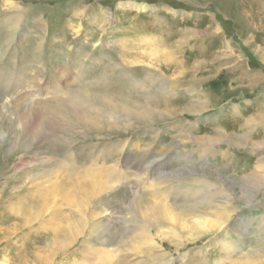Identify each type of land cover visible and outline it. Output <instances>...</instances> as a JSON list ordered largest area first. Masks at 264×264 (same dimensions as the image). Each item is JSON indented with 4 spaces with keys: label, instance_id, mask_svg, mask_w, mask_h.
<instances>
[{
    "label": "rangeland",
    "instance_id": "374dc122",
    "mask_svg": "<svg viewBox=\"0 0 264 264\" xmlns=\"http://www.w3.org/2000/svg\"><path fill=\"white\" fill-rule=\"evenodd\" d=\"M0 32V45L12 38L0 47V259L89 263L93 257L85 254L91 251L105 254V264H264V252L249 255L264 248V219L258 220L264 215V7L256 0H0ZM144 44L154 46L156 55L131 59ZM31 51L38 57L27 62L30 70L19 66ZM55 84L67 98L75 96L67 105L78 95L87 106L65 109L62 101L36 95L32 108L38 115L22 127L12 95ZM94 93L103 99L93 100ZM119 94L127 106L115 99ZM70 111L87 119L70 127L72 138ZM142 111L145 122L136 117ZM38 122L44 123L37 130ZM220 151L233 160L227 155L219 162ZM50 171L59 185L72 186L73 199L97 174L108 180L87 200L91 213L84 231L60 249L51 245V209L44 210L53 196ZM139 196L153 202L154 196L166 197L161 201L168 199L172 208L196 204L218 224L189 239L190 231L179 232L174 224L143 223L129 209ZM72 204L60 206L68 217L63 230L79 218ZM92 223L101 224L100 233L92 232ZM160 228L168 238L157 233ZM142 229L151 237L137 238ZM219 239L238 251L226 257ZM52 250L57 254L49 262Z\"/></svg>",
    "mask_w": 264,
    "mask_h": 264
},
{
    "label": "bare ground",
    "instance_id": "6f19581e",
    "mask_svg": "<svg viewBox=\"0 0 264 264\" xmlns=\"http://www.w3.org/2000/svg\"><path fill=\"white\" fill-rule=\"evenodd\" d=\"M257 2H258V6L259 7H264V1H259V0H256ZM14 15H17V14H14ZM17 17H19V15L17 16ZM4 27V26H3ZM1 33V32H0ZM0 37L2 38L3 36L0 34ZM0 38V39H1ZM12 43V38H8V40L6 39L5 40V42H4V44H2V45H0V47L1 46H4V47H6V45L7 44H9V43ZM38 42V41H37ZM34 47H36V43H34L33 42V44L31 45V48H32V51H33V48ZM32 51H31V54H30V56H28V57H25L24 59H23V57H22V59L21 60H19L18 62H19V66H21V67H27L29 70H30V66L31 65H33L32 63H31V65H28L27 64V62H29V61H33L34 59H36L38 56H37V54L35 53L34 54V59H33V57H32ZM6 55H8V54H6ZM156 55V48L154 47V46H152L151 44H144V46L142 47V50H140L139 51V53H135L134 55H132V57H131V59H134V60H136V59H144V58H146L147 60H149L150 58H152V56H155ZM9 56V55H8ZM121 57V56H120ZM109 59V58H108ZM6 60V59H5ZM8 60V59H7ZM49 60V59H48ZM56 61V60H55ZM130 61V59L128 60V62ZM52 63V62H51ZM51 63H49V64H51ZM39 64V63H38ZM53 64V63H52ZM104 64V63H103ZM117 64V63H116ZM119 64V63H118ZM5 65H7V64H5ZM54 65H56V64H54ZM120 65V64H119ZM125 65V64H124ZM4 66V65H3ZM36 70H38V69H36ZM53 70V69H52ZM65 70V69H64ZM104 70H106V69H104ZM43 71V70H42ZM54 72H55V74H57L58 75V77H59V72L57 71V69H56V67H55V69L53 70ZM111 71V70H110ZM2 72V71H1ZM4 72V71H3ZM12 73V72H11ZM1 75V74H0ZM53 75V74H52ZM20 76V75H19ZM151 76H152V74H151ZM17 77V76H16ZM61 77V76H60ZM60 77H59V79H60ZM26 78V77H25ZM30 78V77H29ZM153 79V78H152ZM2 80V79H1ZM42 80V79H41ZM102 80V79H101ZM17 81V80H16ZM24 81H25V79H24ZM40 81V80H39ZM60 81H62L61 79H60ZM3 82V81H2ZM21 82H22V80H21ZM100 82L101 81H96L95 82V84L94 85H92V87H94V88H97V87H99L100 86ZM105 82V81H104ZM26 83V82H25ZM31 83H32V81H31ZM153 83V82H152ZM17 84V83H16ZM19 84V83H18ZM0 85H2V84H0ZM83 85V84H82ZM110 84H105L104 83V85L103 86H109ZM23 86H25V85H23ZM2 87V86H1ZM5 87V86H4ZM43 87V86H42ZM102 87V86H101ZM106 88H108V87H106ZM4 89V88H3ZM64 89V88H63ZM33 91V90H32ZM38 91V92H37ZM36 92L35 91H33V92H28V90H26V91H24L23 93L21 92V94L19 93V92H15L13 95H12V97L13 98H11V102H12V104L15 102V103H18L17 105H16V107H18V111L15 113V115H16V117H17V119L19 120V121H21L22 122V127L23 126H28V123H29V120H28V118L29 117H32V118H35V116H37L38 114L35 112V110H33V108H32V106L34 105V103H35V101L36 100H34V98H35V96L37 95V97L39 96V99L42 101L43 99H45V98H48V97H53L55 100H58V101H62V102H64V103H66L67 102V100L69 99L70 100V98L73 96V97H75L74 95H71V93H70V98L68 97L67 98V95H66V92L64 91V90H62V87H59L58 86V84H55L51 89H47L46 88V91H45V88L43 89H41V90H37ZM83 93V95H85L86 96V98L85 99H87V94L85 93V91L84 90H81ZM81 91H79V92H81ZM98 91H100V90H98ZM102 91H106L107 92V89H105L104 87L102 88ZM91 93V92H90ZM98 93V92H97ZM103 93V92H102ZM117 93H120V91L119 92H117ZM116 94V93H115ZM163 94V93H162ZM75 95H77V94H75ZM168 95V94H167ZM91 97L93 98V100H96V101H101L102 99H103V97L100 95V94H95L94 93V95H91ZM80 97L77 95V99H75L74 98V101H70L71 102V104H72V106L70 105V103H69V105H67V103L66 104H63L64 105V108L66 109L67 107V109H73V108H76V109H78L79 107L78 106H81L82 104H83V102H82V100L81 99H79ZM122 98V95H116V100H118V102L123 106V107H125V106H127V102L126 101H124L123 99H121ZM84 99V100H85ZM71 100H73V99H71ZM40 103V102H39ZM85 103V105L87 106V104H86V102H84ZM11 104V105H12ZM22 105V106H21ZM119 105H117V107H118ZM166 106V105H165ZM168 106V105H167ZM3 107H5V106H3ZM2 107V108H3ZM1 107H0V109H2ZM130 108V107H129ZM166 108H168V107H165V109ZM172 108V107H171ZM80 109H81V107H80ZM169 109V108H168ZM79 110V109H78ZM128 114H130L131 113V111L130 110H125ZM79 112V111H78ZM78 112H76V111H70V113H69V115L68 116H70V117H68V119L69 120H67L66 121V126H68V128H69V131H68V133H67V135H69V136H71V138H72V136L76 133L75 132V130L73 129V128H70V127H72V125L74 124V123H76V122H82V121H87V119L86 118H83L82 120H79V119H77V118H75V116H72V115H74V113H78ZM23 114V115H22ZM136 114H138V116H136L135 114H133L134 116H136V117H140V118H144L145 117V114H144V112L142 111V112H137ZM20 115H22V116H20ZM80 115H82V114H80ZM40 116V115H39ZM67 116V115H66ZM84 116V115H83ZM8 120V119H7ZM13 120H14V118H13ZM144 120V119H143ZM35 121V120H34ZM13 122H15V121H13ZM13 122H11V123H13ZM36 122V121H35ZM44 122H45V120H44ZM43 122V123H44ZM90 122H91V120H90ZM144 122H145V120H144ZM39 123V122H38ZM43 123H39V127H37L36 129L38 130L40 127L42 128V126H43ZM83 123V122H82ZM92 123V122H91ZM35 124V123H34ZM1 125H5V122H2L1 123ZM31 125V124H30ZM96 126H97V124H96ZM30 128V127H29ZM31 129V128H30ZM28 131V130H27ZM78 131V130H77ZM41 134V133H40ZM234 134V133H233ZM4 135V134H3ZM76 135V134H75ZM45 136V135H44ZM3 139V137L2 136H0V140H2ZM41 139V138H40ZM43 139V138H42ZM40 143V142H39ZM42 143H43V141H42ZM246 144V143H245ZM210 145V144H209ZM243 144H240V146H242ZM36 146V145H35ZM211 146V145H210ZM46 147H47V145H46ZM43 148V147H42ZM11 149H13V147H11ZM43 150V149H42ZM33 151V150H32ZM39 151V150H38ZM45 153H51L52 151H44ZM216 152H214V150H212L211 152H210V155H211V157H215V156H213L214 154H215ZM41 154H43V152H41V151H39V152H36V155H41ZM217 154V153H216ZM55 155H56V153H55ZM207 155H209V153H205V156H207ZM228 155V156H227ZM66 156V155H65ZM220 156H221V158L219 159V162L220 161H222L223 159L225 160V158H226V156H227V158H229V159H231V160H233V157L231 156V155H229L228 153H223L222 151H220ZM47 157V156H46ZM54 157V156H53ZM50 158V156H48V159ZM51 158H52V156H51ZM50 158V159H51ZM53 159V158H52ZM46 160H47V158H46ZM199 160V159H198ZM49 161V160H48ZM194 161H197V160H194ZM193 161V162H194ZM203 161H205V162H208L207 160H203ZM235 161V163H237V165H239L238 164V160H234ZM185 162H187V163H189V160H185ZM44 163V162H43ZM47 163V162H46ZM50 163H52L51 161H50ZM37 164V163H36ZM183 163H179V166L180 167H182L181 165H182ZM50 165V164H49ZM194 166H195V164H193ZM221 165L223 166L224 165V162H221ZM52 166V165H51ZM54 166V165H53ZM57 166H59V165H57ZM189 166V165H188ZM65 167V166H64ZM234 167H237V166H234ZM233 167V168H234ZM239 168H240V166H238ZM68 168V167H67ZM231 168V167H230ZM232 169V168H231ZM49 170V169H48ZM235 170V169H234ZM40 173V172H39ZM165 173V172H164ZM48 175L51 177V178H53V181L52 182H50L51 184H49L48 186L49 187H51V186H54V189L51 191L52 193H53V196H52V202H51V207H46L44 210H46V209H51V211H50V213L49 214H51V215H53V218H51V219H53V224H54V226L53 227H51L50 228V232L53 234V243L51 244L52 246H54V248L55 247H57V249H60V247H67L69 244H70V242L71 241H74L73 239L75 238V236L76 235H79L82 231H84V229H85V225H86V222H87V215H89L90 213H91V211L90 210H86V207H88V205L90 204V202H91V200L90 201H88L87 202V200H89L90 198H92L93 197V194L94 193H96L97 191H98V189L99 190H101V188L102 189H104L106 186H107V184H105L106 182H108V180L105 178V173L103 174V175H99V174H97L96 176H95V178H93V179H95V181H92L89 185L88 184H84V185H81V188L78 190V192L79 193H81L82 195H81V197L79 198V199H73V198H71L70 197V189H72V186L70 185V184H68V183H62V186L61 185H59L60 184V181H58L57 179V176H56V172L55 171H50L49 173H48ZM66 175V174H65ZM79 175V174H78ZM47 176V175H46ZM53 176H55V177H53ZM101 177H102V179H101ZM79 178V177H78ZM258 178H260V177H258ZM262 178V177H261ZM261 180V179H260ZM30 182H32V181H30ZM263 181L261 180V183H262ZM44 183V182H43ZM80 183L81 182H79V185H80ZM260 183V184H261ZM187 184H189V182L187 183ZM69 185H70V189H69ZM191 185V184H190ZM33 186V185H32ZM93 186V187H92ZM187 186H189V185H187ZM42 187V186H41ZM40 187V188H41ZM45 187V186H44ZM53 188V187H52ZM21 189V188H20ZM136 189V188H135ZM42 191H43V188L41 189ZM50 190V189H49ZM58 191H61V194L60 193H57ZM213 191L214 192H218V187L217 186H215L214 187V189H213ZM56 193V194H55ZM41 194H42V192H41ZM140 194V193H139ZM142 194V193H141ZM132 195V194H131ZM135 195V194H134ZM138 195V194H137ZM188 195H189V193L187 194V196L186 197H188ZM9 196V195H8ZM7 196V197H8ZM41 196V195H40ZM39 196V197H40ZM72 196H74L73 194H72ZM165 196V195H164ZM12 197V196H11ZM45 197V196H44ZM140 197V196H139ZM138 197V198H139ZM221 197L222 198H224V199H226L225 201H230L229 200V198L225 195V194H223L222 193V195H221ZM68 198V199H67ZM134 198V197H133ZM152 198V197H151ZM153 198H158V200L156 201V202H153V201H151V200H149L150 198H144V196H142V197H140V200L139 201H133L132 202V204H130V211L133 213V215L134 214H136L137 212H138V214H139V217H143V219H141L142 221H143V223H148V221H149V223L152 221L153 223H156V224H158V225H160V224H174L175 225V230H177V229H179V232H180V230H182V231H190V233H189V239H195V238H197L198 237V231L199 230H209L210 228H215L216 226H217V224L218 223H216L215 222V220L214 219H210V218H206V216L208 215L207 213H205V212H203V211H200V209H199V206L198 205H196V204H193V203H185V204H179V205H177V207H171L170 206V204L167 202L168 201V199H166V200H163V201H161V198H166V197H161V196H154ZM12 199V198H11ZM67 199V200H66ZM40 200V203L42 204V205H44V200H42V199H39ZM69 201H71V202H73V204H72V206L73 205H75L76 206V209L78 210V212L80 213L79 215H78V217L79 218H76V219H74V220H72V221H68V225H66V228H64L65 230H63V229H61V227H60V224H61V221L64 219V218H68L67 217V215L66 214H62V212H61V209H60V206L62 205V203L63 202H65V203H67V202H69ZM161 201V202H160ZM166 201V202H165ZM131 202V201H130ZM264 202V201H263ZM225 204H227L226 202H225ZM41 208H44V206H40ZM27 207H21V210H20V207H15L13 210H15V211H18V212H21V213H23V214H27V213H29V212H26L25 211V209H26ZM179 208V209H178ZM5 209V208H4ZM60 210L58 213H56V211L57 210ZM111 209V210H110ZM104 210H109L110 211V213H112V218H113V215H114V211H112V207L110 206V205H107L105 208H104ZM231 210V209H230ZM225 211L226 212H228V210H227V208L225 209ZM7 212V211H6ZM8 213V212H7ZM12 213V212H11ZM20 213V214H21ZM31 215H33V214H37L38 213V211L35 209V210H33V211H31ZM43 213H45V212H43ZM47 213V212H46ZM45 213V214H46ZM130 213V212H129ZM47 215V214H46ZM135 216V215H134ZM216 216V215H215ZM60 217V218H59ZM131 217V216H130ZM47 218V217H46ZM93 218V216H91V219ZM136 218V217H135ZM217 218V217H216ZM37 219V218H36ZM35 219V220H36ZM263 219H264V215H261L260 217H259V219L258 220H260V221H263ZM45 220V219H44ZM90 220V219H89ZM137 220V219H136ZM140 220V221H141ZM37 221V220H36ZM46 221V220H45ZM138 221V220H137ZM136 221V222H137ZM134 222V221H133ZM44 223H46V222H44ZM43 223V224H44ZM111 223V222H110ZM143 223H142V225H143ZM36 224V223H35ZM130 224H132V223H130ZM137 226L140 228L141 227V224H137ZM168 226V225H167ZM170 226V225H169ZM101 224H96V223H92L90 226H89V228L92 230V232H94V233H100V230H101ZM109 227V226H108ZM144 228V227H143ZM45 229H49V228H45ZM142 230H144V229H142ZM146 230V229H145ZM143 231V232H139L138 234H136L137 235V238H139L140 236H143V233H145V235L146 236H150L149 235V233L148 232H146V231ZM159 231H157V233H159L160 235H162L163 237H165V238H168V236H165V231H162V229L160 228V229H158ZM174 230V231H175ZM173 231V234L175 233ZM108 232V231H107ZM167 232V231H166ZM218 236V235H217ZM130 237V236H129ZM135 237V236H134ZM151 237V236H150ZM76 239V238H75ZM136 239V238H135ZM173 239V238H172ZM232 240V239H231ZM133 241V240H132ZM169 241V240H168ZM219 241L222 243V244H224L222 247H224V251H225V256L227 257L228 256V254L231 252V251H233V250H237V246H235V245H233V243L232 242H229V241H226V240H224V239H219ZM137 243V242H136ZM135 243V244H136ZM148 243V242H147ZM216 243V242H215ZM218 243V242H217ZM146 244V243H145ZM153 244V243H152ZM256 245V244H255ZM136 246V245H135ZM148 246V245H147ZM176 247H177V245H176ZM255 247V246H254ZM223 249V248H222ZM264 249V248H263ZM263 249H259V250H257V249H253L252 251H250V253H249V255H252L253 257H257V256H259V253L258 252H261V254L264 252V250ZM145 251H146V249H145ZM238 251V250H237ZM50 252V251H49ZM52 253H51V255L52 256H50L49 258H50V260H48L49 262L50 261H52V259H53V256H56L55 254H57V253H55V251L54 250H52L51 251ZM140 252V251H139ZM147 252V251H146ZM47 253V252H46ZM149 255H151V252H147ZM244 253V252H243ZM233 254V253H232ZM86 256H90V257H93L92 259H90V258H88V259H90V261H88L89 263H83V262H75V261H73V262H71V263H73V264H105L106 262H101V259L100 258H102V257H100L99 255H97L96 254V252H89L88 251V253H86L85 254ZM231 255V254H230ZM245 255V254H244ZM243 255V256H244ZM224 256V255H223ZM235 256H237V255H235ZM239 256V255H238ZM225 257V258H226ZM246 257V256H245ZM105 260H106V258H105V254H104V257H103ZM108 258H109V256H108ZM260 258H262V257H260ZM8 259V258H7ZM20 259V258H19ZM251 259V258H250ZM257 259V258H256ZM47 260V259H46ZM230 260V259H229ZM118 261V260H117ZM161 261V260H160ZM48 262V263H49ZM190 262H193V260H190ZM221 262V261H220ZM230 262V261H229ZM253 262H259L258 261V259L257 260H255V261H253ZM108 263V262H107ZM120 264H124V263H122V262H119ZM153 263V262H152ZM0 264H7V262H6V258L5 257H2L1 259H0ZM10 264V263H9ZM17 264H19V262L17 263Z\"/></svg>",
    "mask_w": 264,
    "mask_h": 264
},
{
    "label": "trees",
    "instance_id": "16d2710c",
    "mask_svg": "<svg viewBox=\"0 0 264 264\" xmlns=\"http://www.w3.org/2000/svg\"><path fill=\"white\" fill-rule=\"evenodd\" d=\"M220 20H221L222 24H225V23H226V21H224V20H222V19H220Z\"/></svg>",
    "mask_w": 264,
    "mask_h": 264
}]
</instances>
